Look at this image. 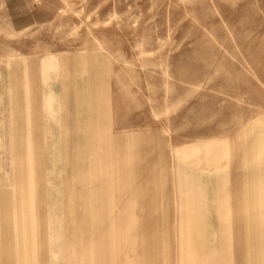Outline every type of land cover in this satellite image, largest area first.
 <instances>
[{
	"label": "rangeland",
	"instance_id": "1",
	"mask_svg": "<svg viewBox=\"0 0 264 264\" xmlns=\"http://www.w3.org/2000/svg\"><path fill=\"white\" fill-rule=\"evenodd\" d=\"M48 56L49 67L34 68ZM63 63L76 74L64 78ZM25 116L32 125L27 146ZM261 117L264 0H0V247L21 235L13 233L17 207L27 232L28 194L37 245L57 252L76 246L77 232L66 230L69 190L92 156L100 230L86 220L88 260L99 250L97 258L110 264L106 182L121 158L131 178L158 180L151 225L164 230L156 240L168 243L172 264L185 185L202 190L205 251L225 253L221 230L235 220L220 216L219 181L239 170L218 171L176 151L233 138ZM29 166H38L29 176L39 182L28 193ZM65 257L62 251L49 264H65Z\"/></svg>",
	"mask_w": 264,
	"mask_h": 264
},
{
	"label": "crops",
	"instance_id": "2",
	"mask_svg": "<svg viewBox=\"0 0 264 264\" xmlns=\"http://www.w3.org/2000/svg\"><path fill=\"white\" fill-rule=\"evenodd\" d=\"M53 60V56H48L34 68L41 72L49 67L48 64L51 65ZM62 71L64 78L76 74L73 67L64 63ZM36 102L39 103L38 96ZM30 126L32 125L29 118L26 117V146L32 141ZM86 128H89L88 124ZM90 128L93 130L92 121ZM120 148L127 149V147ZM176 153L178 157L179 155L194 157V163L204 162L205 166H214L218 171L225 172L232 165L239 172L232 181L226 176L219 181L217 201L220 216L225 220H235L224 222L221 230L223 237L229 242L228 251L225 253L205 251L207 247L205 227L208 224L201 223L202 190H196L190 185L181 187L177 197L178 214L181 217L178 231L179 248L174 263L264 264V117L255 120L250 128L241 131L233 138L225 137L221 140L194 143L180 148ZM27 159L26 150V161ZM91 159L93 160L92 156ZM91 159L90 157L86 159L87 163L86 160L84 161L85 169L76 174L77 184L75 183L69 190V211L72 217L66 230L77 232L76 246L62 244L60 252H57L52 249V245L48 248L37 245L38 238L35 234L38 233L32 228V210L29 207L28 194L26 198L28 230L21 232L23 218L21 220L20 218L23 216L24 208L17 207L12 216L15 223L13 233L18 232L21 235H12L13 239L8 243L5 238L3 239L5 244L0 247V264H49L50 258L56 260L62 251L66 254L65 264H102L101 258H97L100 253H97L99 250L96 248H94L96 254L93 261L88 260L84 235L87 219L93 220L91 231L100 230L96 166ZM37 167H28L24 192L29 191L28 185L32 184L34 179L39 182L38 177L29 176L37 173ZM116 169L119 170L117 176H112L106 182L105 202L108 219L111 221L110 264H172L168 243L164 241L160 247L156 240L159 235L163 236L164 230L159 226L151 225L153 224L151 216L157 209L153 200V191L158 180L145 183L144 180H137L139 174L131 178L127 159L125 161L121 158L119 168ZM36 185L39 187V183ZM38 187H32L31 190L39 192ZM47 233H50V229ZM20 237L24 240L21 247L17 246Z\"/></svg>",
	"mask_w": 264,
	"mask_h": 264
}]
</instances>
